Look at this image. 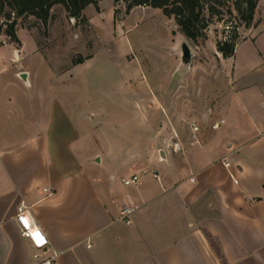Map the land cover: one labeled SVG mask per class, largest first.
Instances as JSON below:
<instances>
[{"label":"crops","instance_id":"0c3cea01","mask_svg":"<svg viewBox=\"0 0 264 264\" xmlns=\"http://www.w3.org/2000/svg\"><path fill=\"white\" fill-rule=\"evenodd\" d=\"M262 1L235 55L223 59L230 99L219 127L208 141L159 150L150 170L126 169L139 156L106 139L62 83L30 96V71L17 69L14 83L0 84V264H38L16 221L21 207L60 264H264ZM35 56L45 62L33 48L21 63ZM133 148L142 151L140 142ZM127 206H139L129 223Z\"/></svg>","mask_w":264,"mask_h":264},{"label":"rangeland","instance_id":"374dc122","mask_svg":"<svg viewBox=\"0 0 264 264\" xmlns=\"http://www.w3.org/2000/svg\"><path fill=\"white\" fill-rule=\"evenodd\" d=\"M98 6L77 20L62 5L53 7L47 24L20 18V45L11 42L9 22L0 15V84L14 83L17 69L30 71V96L62 83L81 112L99 118L106 139L136 152L140 162L129 171L150 170L153 156L179 141H208L230 99V67L217 51V42L231 35L228 24L214 20L207 37L193 41L162 10L137 7L127 13L126 4L115 0H98ZM238 33L240 42L248 28ZM183 42L192 50L189 66L182 62ZM33 48L45 62L35 56L21 63L22 50L29 54ZM80 57L92 60L69 75ZM139 142L142 151H134Z\"/></svg>","mask_w":264,"mask_h":264},{"label":"trees","instance_id":"16d2710c","mask_svg":"<svg viewBox=\"0 0 264 264\" xmlns=\"http://www.w3.org/2000/svg\"><path fill=\"white\" fill-rule=\"evenodd\" d=\"M120 2L126 4L127 13L137 7L162 10L168 18L174 17L181 32L193 41L206 38L214 20L228 24L231 35L217 42L218 53L228 59L235 55L239 43L238 29L253 24L259 0H115L116 4ZM57 5L64 6L69 17L76 20L84 17L87 7L99 8L98 0H0V15L9 22L6 34L11 42L21 44L16 32L18 19L34 17L47 24L51 10ZM84 60L80 57L73 64H81Z\"/></svg>","mask_w":264,"mask_h":264},{"label":"built area","instance_id":"2783aa9c","mask_svg":"<svg viewBox=\"0 0 264 264\" xmlns=\"http://www.w3.org/2000/svg\"><path fill=\"white\" fill-rule=\"evenodd\" d=\"M220 123H216L213 128H218ZM138 176L134 175L130 179L124 180L125 186H130L138 182ZM139 206H127L121 210V219L125 223H129L131 218ZM22 235L31 241L39 253L35 254L34 258L38 264H60L58 256L52 252L50 243L46 236L43 234L41 228L36 224L26 207H21L16 215Z\"/></svg>","mask_w":264,"mask_h":264},{"label":"water","instance_id":"95a60500","mask_svg":"<svg viewBox=\"0 0 264 264\" xmlns=\"http://www.w3.org/2000/svg\"><path fill=\"white\" fill-rule=\"evenodd\" d=\"M181 52H182V62H183V65L189 66L190 63H191L193 54H192V50H191L190 46L186 42H183L182 43V45H181ZM21 78L23 80L27 81L26 74H22ZM161 156H162V158H165L164 151H161ZM99 161L100 160L98 159L97 162H99Z\"/></svg>","mask_w":264,"mask_h":264}]
</instances>
